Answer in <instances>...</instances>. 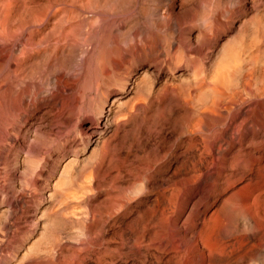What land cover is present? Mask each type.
Returning <instances> with one entry per match:
<instances>
[{
	"label": "rangeland",
	"instance_id": "rangeland-1",
	"mask_svg": "<svg viewBox=\"0 0 264 264\" xmlns=\"http://www.w3.org/2000/svg\"><path fill=\"white\" fill-rule=\"evenodd\" d=\"M29 1L47 18L25 46L34 8L9 14L0 264H84L102 225L90 264H264L247 212L264 206V0Z\"/></svg>",
	"mask_w": 264,
	"mask_h": 264
},
{
	"label": "bare ground",
	"instance_id": "bare-ground-1",
	"mask_svg": "<svg viewBox=\"0 0 264 264\" xmlns=\"http://www.w3.org/2000/svg\"><path fill=\"white\" fill-rule=\"evenodd\" d=\"M37 1V0H36ZM33 2L34 3H36L34 0H33ZM116 2V1H115ZM118 2V1H117ZM130 2V1H129ZM38 3V2H37ZM70 3H71V1H70ZM29 4H30V1L29 0H0V87L2 86V85H4L6 82H8V79H9V77H8V75H9V33H11V30H12V28H9L8 27V24H9V19H10V17H9V14L11 13V12H13L14 11V13H15V10H16V13H17V9H24V8H22V7H25V9H26V6H27V9H30L31 10V8H34V7H28L29 6ZM72 4V3H71ZM73 5V4H72ZM115 5H117L116 3H115ZM37 6H39V5H37ZM70 6V5H69ZM41 7V6H40ZM39 7V8H40ZM107 7V6H106ZM39 8L37 9V7H35L34 8V10L32 11V14H31V16H28V17H30V19L28 18V20H30V23L32 24V26H33V29L31 30H29V31H27V33H26V35H25V37H24V39H25V46H26V42H28L29 43V41L32 39V37L34 36V34H38L39 32H40V29H41V26L43 25V22H41V20L42 21H45V20H43V19H41V16L43 15V17H46L44 14H43V12H42V9H43V7L41 8V10H39ZM20 9V10H21ZM26 9V10H27ZM52 10H55V9H53V8H51ZM30 10H28L29 12H30ZM51 10V11H52ZM24 11V13H26V12H28V11H26L25 12V10H23ZM22 11V12H23ZM50 11V12H51ZM56 11V10H55ZM114 11V10H113ZM20 12V11H19ZM21 12V13H22ZM39 12H42V13H40V15H39ZM53 12V11H52ZM52 12H51V14H52ZM115 12V11H114ZM135 12V11H134ZM13 13V14H14ZM20 13V14H21ZM24 13H23V15H24ZM20 14H18L19 16H21ZM55 14V13H54ZM53 14V15H54ZM57 14V13H56ZM111 14V13H110ZM12 15V14H11ZM15 15V14H14ZM17 15V14H16ZM15 15V16H16ZM17 15V16H18ZM22 15V16H23ZM30 15V14H29ZM50 15V14H49ZM21 16V17H22ZM55 16V15H54ZM105 15L104 14H102V17H104ZM14 17V16H13ZM12 17V18H13ZM42 17V18H43ZM52 17V16H51ZM15 18V17H14ZM17 18V17H16ZM23 18V17H22ZM47 18V17H46ZM49 19V18H48ZM12 20H18V21H13V23H11V25L13 24L14 25V27L13 26H11V27H13L14 29L16 28V24L14 23V22H18L17 24L18 25H21L22 24V27L23 26H25V25H23L24 23H22V22H24V19H23V21H22V19H21V21H19L20 19L18 18V19H10V21H12ZM27 20V21H28ZM109 20V19H108ZM26 21V20H25ZM21 22V23H20ZM104 22V21H103ZM103 22H101V23H103ZM105 22H106V20H105ZM114 22H115V20H114ZM113 22V23H114ZM20 23V24H19ZM28 23H29V21H28ZM28 23H26V24H28ZM29 23V24H30ZM41 23H42V25H41ZM112 23V24H113ZM116 23V22H115ZM29 24L28 25H26V26H29ZM106 24H108V23H106ZM106 24H105V26H106ZM109 24H110V26H109ZM108 25H107V29H108V31H102L101 29H102V27H99V28H97L96 30H93L94 32V35L93 36H99V34H102V33H108V41H106V42H108L109 43V45L110 46H112L113 48H114V50H115V48H116V50H117V52H119V58L117 59V60H113V58H111L112 59V67L114 68V69H119V67L122 65V64H124V62H127V56L121 51V49H122V47H121V49H120V47H118L119 45H120V43H118L117 44V40L116 39H119L117 36L119 35V36H121L118 32H117V34L118 35H116L115 33H114V31H109V28H108V26L109 27H111V29H112V26H111V23H109ZM119 24H122V22L120 23L119 22ZM119 24H118V27H119ZM116 26H117V24H116ZM18 27H21V26H18ZM43 27V26H42ZM44 28V27H43ZM9 29H11L10 30V32H9ZM17 29V28H16ZM15 29V32L17 31ZM114 29V28H113ZM21 30H24L23 28L21 29ZM118 30V29H117ZM129 30V29H128ZM13 31V30H12ZM115 31H116V29H115ZM23 32V31H22ZM13 34H14V31L12 32ZM42 33V32H41ZM137 33V32H136ZM150 33V32H149ZM152 33V32H151ZM153 34V33H152ZM12 35V34H11ZM23 35V34H22ZM123 35V34H122ZM125 35V34H124ZM154 35V34H153ZM152 35V36H153ZM41 36V35H40ZM102 36V35H101ZM106 36V35H105ZM105 36H103V37H105ZM126 36V35H125ZM155 36V35H154ZM153 36V37H154ZM14 37H15V34H14ZM10 38L11 39H13V37H11L10 36ZM16 38V37H15ZM99 38V37H98ZM97 38V39H98ZM121 38V37H120ZM149 38H151V37H149ZM156 38V37H155ZM96 38L94 37V40H95ZM96 39V40H97ZM146 39V38H145ZM145 39H144V41H145ZM39 40H40V37H39ZM14 41H16V39H14ZM119 41H121V40H119ZM129 41V40H128ZM153 41V45H154V47H155V44L157 45L158 44V42L156 41V39H153V40H151L150 42H152ZM13 42V41H12ZM20 42H21V40H20ZM32 42V41H31ZM37 42V41H36ZM88 42V41H87ZM104 42V41H103ZM149 42V41H148ZM160 42V41H159ZM38 43H39V41H38ZM138 43V42H137ZM30 45H28V46H32L31 45V43H29ZM33 44V43H32ZM80 44V43H79ZM151 44V43H150ZM40 45V44H39ZM147 45V44H146ZM149 45V44H148ZM147 45V47H151V45L150 46H148ZM161 45V44H160ZM159 45V46H160ZM22 46H23V43H22ZM21 46V47H22ZM35 46V45H34ZM32 47L33 49L32 50H34V48L35 47ZM37 47V46H36ZM39 47V46H38ZM102 47H103V45H102ZM111 47V48H112ZM129 47V46H128ZM161 47V46H160ZM27 48V47H26ZM26 48H24V50L22 51V53H23V55L25 56H28V58H29V55L31 56V52L33 53L34 51H32L31 50V52L29 53L28 52V49L30 48L31 49V47H28V49H26ZM39 48H41V47H39ZM107 48H109V47H107ZM112 48V49H113ZM155 48H157V47H155ZM18 49H21L20 48V46H18ZM42 49V48H41ZM103 49V48H102ZM133 49V48H132ZM148 49V48H147ZM158 49H160V48H158ZM17 50V49H16ZM40 50V49H39ZM123 50V49H122ZM149 50V49H148ZM156 50V49H155ZM42 51V50H41ZM131 51V50H130ZM136 51H137V49H136ZM146 51V50H145ZM151 51V50H150ZM19 52H20V50H19ZM37 52H39V51H37ZM116 52V51H115ZM21 53V54H22ZM40 53H42V52H40ZM39 53V54H40ZM151 53V52H150ZM20 54V57L22 56ZM36 54L37 53H33V56L35 55L36 56ZM113 54H114V52H113ZM116 54V53H115ZM118 54V53H117ZM18 55H19V53H18ZM41 55V54H40ZM39 55V56H40ZM130 55V54H129ZM32 56V57H33ZM38 56V57H39ZM23 57V56H22ZM21 57V58H22ZM37 57V58H38ZM18 58V57H17ZM36 58V57H35ZM100 58V57H99ZM251 58H253L254 59V57H251ZM251 58H250V60H251ZM31 59V58H30ZM101 59V58H100ZM249 59V58H248ZM252 59V60H253ZM17 60V59H16ZM22 60V59H21ZM27 60V59H26ZM102 60V59H101ZM24 61V60H23ZM249 61V60H248ZM20 62V61H19ZM16 63H18L17 61H16ZM249 63V62H248ZM23 64V63H22ZM21 64V65H22ZM99 64V63H98ZM101 65V64H100ZM19 66V65H18ZM246 66V65H245ZM262 67H264V66H262ZM244 68V67H243ZM247 70V69H246ZM232 71V70H231ZM262 71H264V70H262ZM244 72V71H243ZM246 72V71H245ZM229 75V74H228ZM262 75V74H261ZM246 76V75H245ZM252 78V77H251ZM249 84V83H248ZM5 86V85H4ZM260 89V88H259ZM258 89V90H259ZM247 94V93H246ZM1 100V99H0ZM40 141V140H39ZM163 150V149H162ZM167 152V151H166ZM260 198H259V195H255L253 198H252V202L253 203H250V204H254V205H256V206H252L253 207V209L251 208V205L249 206V209H248V207H247V212L249 213V215H251L252 216V218L253 219H255V221H256V226H257V228L259 229L257 232V237H256V239H257V242L260 244V245H262V244H264V206H260L259 205V203L258 202H260V200H259ZM67 203V202H66ZM70 203V202H69ZM73 203V202H72ZM71 203V204H72ZM261 204V203H260ZM69 205V204H68ZM74 205V204H73ZM242 206H245V205H247V204H241ZM260 206V207H257V206ZM262 205V204H261ZM69 207H70V205H69ZM71 207H73L72 205H71ZM245 207V208H246ZM66 208V207H65ZM65 208H63V209H65ZM244 208V207H243ZM69 209V208H68ZM78 209V208H77ZM72 210V209H71ZM75 208H74V210H72V211H68V210H66V211H68L69 213H71V215H70V217H73V215L76 213L75 212ZM245 210V209H244ZM63 211V213H61V214H63L62 215V217H65L64 216V210H62ZM77 211V210H76ZM80 213H81V211L80 210H78ZM68 212L65 214L66 215V217L67 216H69L68 215ZM72 212H74V213H72ZM78 212V213H79ZM56 214H58V215H61V214H59L58 212L56 213ZM77 215V214H76ZM76 215L74 216V218L76 217ZM79 216V215H78ZM70 217H68V219H70ZM71 220V219H70ZM104 225H105V223H104ZM48 226V225H47ZM46 226V227H47ZM50 226V225H49ZM48 226V227H49ZM51 227H52V225H51ZM46 229H48V228H46ZM49 229L52 231V230H54L55 228L54 227H52V229L49 227ZM58 230V229H57ZM90 233V232H89ZM88 234V233H87ZM98 235H92V232L90 233V234H88L87 235V238H86V241H85V243H84V251H85V253H84V251H83V253H84V255H86V256H84L85 257V263L86 264H90L91 263V261H90V259H92L91 258V255H92V253H94L93 251H94V249H95V247L98 245L99 247H100V249H101V251H102V248H103V245H104V237H105V231H104V227H103V225L101 226V228H100V231H99V233H97ZM253 235V234H252ZM237 241H238V243H239V247H240V242L242 241V238L241 237H237ZM81 249H82V247H81ZM81 249H79V250H81ZM251 249V244L250 245H248L247 247H246V249H245V251L243 252V254H246L247 255V252L249 251ZM83 250V249H82ZM81 250V251H82ZM239 252L241 253L242 252V249H239ZM80 253V252H79ZM77 255H79V258L81 257V255L80 254H78V251H77V253H76ZM83 256L81 257V259H83ZM100 258H101V256H100ZM78 259V258H77ZM77 259H76V261H77ZM100 260V259H99ZM75 261V260H74ZM80 261V260H79ZM92 261H93V259H92ZM82 262V260L80 261V263ZM84 262V261H83ZM105 261H104V256L101 258V262H97V263H99V264H105L104 263ZM73 263V262H72ZM80 263H78V264H80ZM84 263V264H85ZM97 263H95V264H97ZM81 264H83V263H81Z\"/></svg>",
	"mask_w": 264,
	"mask_h": 264
}]
</instances>
